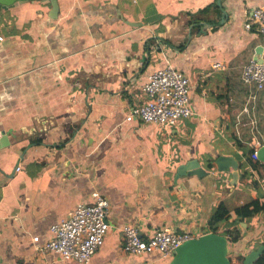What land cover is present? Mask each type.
I'll return each instance as SVG.
<instances>
[{
    "label": "crops",
    "instance_id": "0c3cea01",
    "mask_svg": "<svg viewBox=\"0 0 264 264\" xmlns=\"http://www.w3.org/2000/svg\"><path fill=\"white\" fill-rule=\"evenodd\" d=\"M216 1L57 0L56 18L48 0L0 7V264H79L41 248L94 194L111 228L92 264H169L124 253L121 228L198 238L219 205L264 197V88L241 79L264 58V35L244 29L264 0ZM167 63L190 83L192 115L126 122ZM189 162L204 173L179 175ZM234 221L218 229L241 228L227 257L242 264L264 245V212Z\"/></svg>",
    "mask_w": 264,
    "mask_h": 264
},
{
    "label": "built area",
    "instance_id": "2783aa9c",
    "mask_svg": "<svg viewBox=\"0 0 264 264\" xmlns=\"http://www.w3.org/2000/svg\"><path fill=\"white\" fill-rule=\"evenodd\" d=\"M244 29L255 30L264 35V6L253 9L246 18ZM215 67H220L216 64ZM243 83L264 88V58L252 59L242 67ZM191 86L184 74L169 63L163 69L149 74L142 87L144 102L130 109L126 122L138 120L143 124L173 126L177 121L192 115L190 108ZM94 204H78L73 214L51 227L52 239L42 250L52 252L61 260H72L79 264H92L91 259L107 236L111 226L107 220L108 203L94 194ZM122 251L128 255L143 256L157 254L168 259L185 242L194 237L189 233H177L167 227L156 229L148 241H143L134 226L121 228ZM33 241L37 242V238Z\"/></svg>",
    "mask_w": 264,
    "mask_h": 264
},
{
    "label": "water",
    "instance_id": "95a60500",
    "mask_svg": "<svg viewBox=\"0 0 264 264\" xmlns=\"http://www.w3.org/2000/svg\"><path fill=\"white\" fill-rule=\"evenodd\" d=\"M32 1L40 0H0V7L9 8L15 3L23 4ZM51 5L52 17L56 18L57 15V0H48ZM222 0H217L216 5L221 8ZM225 12L221 9L220 25L225 20ZM206 24L202 23L201 27ZM204 33L203 30H201ZM4 139H2L3 141ZM261 154L264 153L263 150L260 151ZM220 159L217 161V169L219 171H225L227 168H222ZM236 169L237 167H233ZM203 170L199 167L197 162H189L185 166L179 169V175H196L201 176ZM228 239L225 232H219L217 234L204 233L198 238H194L188 242H185L180 247H178L171 255L169 264H230V260L227 257L228 254ZM264 253V245L260 246L256 250L249 252L242 260V264H253L257 258Z\"/></svg>",
    "mask_w": 264,
    "mask_h": 264
},
{
    "label": "trees",
    "instance_id": "16d2710c",
    "mask_svg": "<svg viewBox=\"0 0 264 264\" xmlns=\"http://www.w3.org/2000/svg\"><path fill=\"white\" fill-rule=\"evenodd\" d=\"M264 212V197L255 199L254 201L245 204L244 206L237 208L232 212L228 213L227 209L219 205L213 212L209 224L211 226V231L213 234L219 232H225L227 235L228 242L235 243L241 238V228L235 226V228H224L222 230L218 229L219 225L233 218L236 223L237 220H248L254 216H257ZM231 264V262H230ZM253 264H264V253L260 255Z\"/></svg>",
    "mask_w": 264,
    "mask_h": 264
}]
</instances>
